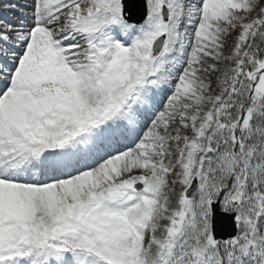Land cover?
Instances as JSON below:
<instances>
[{
	"label": "snow or ice",
	"instance_id": "obj_1",
	"mask_svg": "<svg viewBox=\"0 0 264 264\" xmlns=\"http://www.w3.org/2000/svg\"><path fill=\"white\" fill-rule=\"evenodd\" d=\"M0 264H264V0H0Z\"/></svg>",
	"mask_w": 264,
	"mask_h": 264
}]
</instances>
